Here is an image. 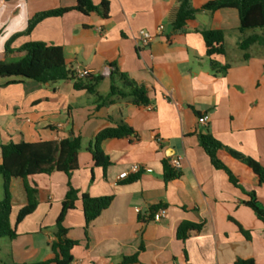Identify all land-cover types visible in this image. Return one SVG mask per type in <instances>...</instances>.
Wrapping results in <instances>:
<instances>
[{"label": "crops", "instance_id": "crops-1", "mask_svg": "<svg viewBox=\"0 0 264 264\" xmlns=\"http://www.w3.org/2000/svg\"><path fill=\"white\" fill-rule=\"evenodd\" d=\"M103 0H92L100 5ZM109 18L71 11L48 18L24 35L38 13L74 8L76 0H0V64L19 61L23 54L6 58L5 47L19 50L30 42L63 49L67 67L98 75L109 64L148 90L150 104L136 106L115 98L97 108L96 97L76 91L72 81L41 84L20 78H0V145L38 143L80 137L79 168L70 177L56 172L37 175L30 182L38 189L34 213L16 226L13 240L0 238V264H36L51 254L56 220L68 183L92 198L113 197L87 229L81 201L68 212V237L79 243L72 250V264H120L137 256L134 264H235L239 259L264 264V222L247 206L253 192L264 207V184L228 151L219 156L245 190L235 187L228 175L214 168L199 145L198 134L210 133L229 151L264 167V48L254 44L247 51L239 44L254 34L240 32L236 9H224L213 21L201 11L181 31L172 28V14L180 0H106ZM210 0H193L196 8ZM164 29L158 33V27ZM220 30L225 35V56L209 57L202 32ZM140 31L153 36L151 44L137 47ZM211 60L228 65L215 75ZM116 86L121 82L116 79ZM111 78L98 92L106 96ZM204 114L206 126L198 123ZM125 123L133 135L108 139L100 149L111 165L104 171L93 161L88 147L97 134ZM182 158L178 177L166 182L164 163ZM2 154L0 149V164ZM134 164L143 166L127 180L118 176ZM144 168L151 169L147 172ZM172 168V167H171ZM135 178L133 182L129 179ZM16 199L11 224L25 203L20 181L12 184ZM3 180L0 176V198ZM161 209L166 215L154 222ZM202 224L181 241V223ZM242 231L250 234L246 239Z\"/></svg>", "mask_w": 264, "mask_h": 264}, {"label": "trees", "instance_id": "trees-1", "mask_svg": "<svg viewBox=\"0 0 264 264\" xmlns=\"http://www.w3.org/2000/svg\"><path fill=\"white\" fill-rule=\"evenodd\" d=\"M74 8H59L36 14L28 23L24 35H29L38 24L48 18L62 17L63 15L77 11L84 15L97 14L103 19L109 18V2L103 0L100 5H94L92 0H76ZM224 9H236L240 17V32L245 35L247 32H264V0H210L204 3L201 8L193 5V0H180L178 7L172 14V28L174 31H181L188 22L193 21L201 11L211 14L213 21L217 20V14ZM207 55L211 57L225 56V35L220 30H208L202 32ZM260 44L264 48V38L254 34L244 37L239 44V49L244 52V60L249 59L247 51L254 44ZM23 54L19 61L9 64H0V78H20L31 80L41 84H53L62 81H72L76 91H85L96 97L97 108L107 107L114 104L115 98L127 99L136 106H148L150 99L148 90L131 80L126 74L120 72L115 64H109L107 71L98 75L87 74L84 78L77 76L70 70L65 62L64 52L61 47L49 46L43 42H30L15 51L10 48V43L5 47V57L11 58L14 55ZM211 68L215 75L225 74L229 66H221L215 60H211ZM106 77H110L112 84L106 96L98 92L99 85ZM121 82L118 87L115 80ZM133 130L125 123H120L115 128H108L96 135L93 144L88 147L93 161L97 167L104 171L111 165L110 160L100 149L102 142L108 139H119L133 135ZM199 145L209 156L214 168L224 171L230 182L245 192L239 184L238 179L223 162L219 154L221 151L228 153L239 162L245 164L253 174L264 184V167L256 161L246 158L238 153L229 151L212 134H198ZM2 162L0 164V176L3 180V198L0 200V238L13 240L17 237L16 226L24 219L34 213L38 206V189L30 182V178L37 175H52L60 172L68 177L78 170V154L82 149L80 137L66 138L61 141H44L38 143L21 142L18 144L8 143L0 145ZM164 177L170 182L178 177V172L164 163ZM20 181V188L25 194V203L17 213L15 224H11V215L16 201L12 184ZM131 178L128 182H133ZM250 198L247 206L256 214L259 220L264 222V207L256 201L253 192L247 193ZM81 201L85 228L95 221L113 202V197L92 198L87 194H81L71 183H68V190L62 202L60 214L56 220L54 240L50 244L51 254L43 261L36 264H72V250L79 245L68 237L69 230L65 227V219L69 211L75 209L76 203ZM202 224L183 222L177 230V237L181 241L189 238L192 232H200ZM246 239H250L248 232L242 231ZM137 256L124 257L120 264H134ZM235 264H254L252 260L239 259Z\"/></svg>", "mask_w": 264, "mask_h": 264}, {"label": "built area", "instance_id": "built-area-1", "mask_svg": "<svg viewBox=\"0 0 264 264\" xmlns=\"http://www.w3.org/2000/svg\"><path fill=\"white\" fill-rule=\"evenodd\" d=\"M164 27L163 26H159L158 27V33H161L163 31ZM153 41V36L147 32V31H140L139 35H138V40H137V47L139 48V50H142L144 48H147L151 42ZM87 74H89L88 72H79L78 76L80 78H84ZM209 122V116L207 114H204L202 116H200L198 118V123L200 125L206 126ZM171 167L175 170V171H179L182 168V158H175L171 161L170 163ZM143 169V166H141L140 164H134L132 165L128 171H125L123 173H121L118 176L119 180H127L131 175H137L139 174ZM147 172H151V169L148 168H144ZM166 210L161 209L159 210L155 215H154V222H160V220L162 218L165 217L166 215Z\"/></svg>", "mask_w": 264, "mask_h": 264}, {"label": "rangeland", "instance_id": "rangeland-1", "mask_svg": "<svg viewBox=\"0 0 264 264\" xmlns=\"http://www.w3.org/2000/svg\"><path fill=\"white\" fill-rule=\"evenodd\" d=\"M111 84H112V81H111ZM2 198H3V194H2ZM0 200H1V198H0Z\"/></svg>", "mask_w": 264, "mask_h": 264}, {"label": "water", "instance_id": "water-1", "mask_svg": "<svg viewBox=\"0 0 264 264\" xmlns=\"http://www.w3.org/2000/svg\"><path fill=\"white\" fill-rule=\"evenodd\" d=\"M74 137L73 136H71V139H73Z\"/></svg>", "mask_w": 264, "mask_h": 264}]
</instances>
